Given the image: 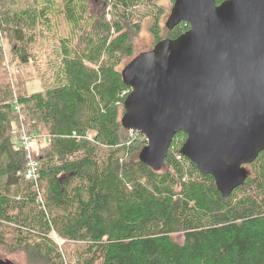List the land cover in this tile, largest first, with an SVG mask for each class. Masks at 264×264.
<instances>
[{"label": "trees", "instance_id": "obj_1", "mask_svg": "<svg viewBox=\"0 0 264 264\" xmlns=\"http://www.w3.org/2000/svg\"><path fill=\"white\" fill-rule=\"evenodd\" d=\"M166 16L160 0H105L96 17L88 0H0L11 63L43 60L40 87L15 88L0 44L3 253L25 264H264V150L225 197L181 153L184 131L155 170L140 159L145 135L122 123L131 90L123 70L139 54L133 36L149 22L150 50L190 27L164 34ZM22 128L40 162L37 181L24 174L14 132Z\"/></svg>", "mask_w": 264, "mask_h": 264}, {"label": "water", "instance_id": "obj_2", "mask_svg": "<svg viewBox=\"0 0 264 264\" xmlns=\"http://www.w3.org/2000/svg\"><path fill=\"white\" fill-rule=\"evenodd\" d=\"M182 21L125 66L122 123L145 135L140 159L155 170L184 131L181 153L227 197L264 150V0H174L166 26Z\"/></svg>", "mask_w": 264, "mask_h": 264}, {"label": "rangeland", "instance_id": "obj_3", "mask_svg": "<svg viewBox=\"0 0 264 264\" xmlns=\"http://www.w3.org/2000/svg\"><path fill=\"white\" fill-rule=\"evenodd\" d=\"M160 2L163 5H165L167 9V16L165 20L162 21L163 33L166 34V29H167L166 28L167 26H165L166 20L171 12V8L174 3L171 4L170 0H160ZM88 4H89L90 15H92L93 17H96L103 12V5H104L103 0H88ZM139 7H140L139 9L140 11L144 9V6L143 7L139 6ZM149 26H150V23L147 22L144 29L139 34H136L133 36L134 45L136 47V50H135L136 54L144 52L146 49H148L152 45L153 36H152V33L150 32ZM0 44H2L4 48L3 53H4L7 68L9 70L10 82L12 86L17 88V81H20L19 83L21 84V86L25 85L28 91L38 89L41 85V80L39 78V75L36 72V68L39 67L43 63V60H40L38 62H32L31 65H28V66H24V65L17 66L16 64L11 63L9 44L4 43L2 40H0ZM182 238H183L182 235H176V239L178 241H181ZM2 250L3 249H0V252L3 255L2 257H8V258H11L17 261L18 263L25 264L26 261L23 255L18 254V253H13V254L3 253Z\"/></svg>", "mask_w": 264, "mask_h": 264}, {"label": "built area", "instance_id": "obj_4", "mask_svg": "<svg viewBox=\"0 0 264 264\" xmlns=\"http://www.w3.org/2000/svg\"><path fill=\"white\" fill-rule=\"evenodd\" d=\"M19 109V107H16ZM17 135L18 141L24 146L27 155V167L24 172L25 177L29 180L37 181L39 178V166L40 162L36 159L34 152H33V142L32 138L26 133L24 128L20 131H14Z\"/></svg>", "mask_w": 264, "mask_h": 264}, {"label": "flooded vegetation", "instance_id": "obj_5", "mask_svg": "<svg viewBox=\"0 0 264 264\" xmlns=\"http://www.w3.org/2000/svg\"><path fill=\"white\" fill-rule=\"evenodd\" d=\"M103 3L105 4V0H103Z\"/></svg>", "mask_w": 264, "mask_h": 264}]
</instances>
